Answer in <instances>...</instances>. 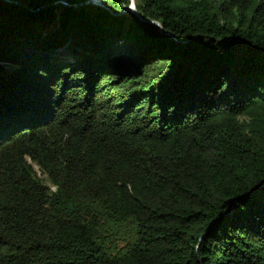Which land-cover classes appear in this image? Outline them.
Segmentation results:
<instances>
[{
	"label": "trees",
	"instance_id": "trees-1",
	"mask_svg": "<svg viewBox=\"0 0 264 264\" xmlns=\"http://www.w3.org/2000/svg\"><path fill=\"white\" fill-rule=\"evenodd\" d=\"M10 1L0 264H264V0Z\"/></svg>",
	"mask_w": 264,
	"mask_h": 264
},
{
	"label": "water",
	"instance_id": "water-1",
	"mask_svg": "<svg viewBox=\"0 0 264 264\" xmlns=\"http://www.w3.org/2000/svg\"><path fill=\"white\" fill-rule=\"evenodd\" d=\"M7 2H11L10 0H5ZM62 2V1H60ZM63 4H65L66 6H71L70 4L66 3L65 1L62 2ZM98 5V6H101L105 9H107V7L102 3L101 0H88L87 2L84 3V5ZM133 13L135 14L141 21L143 22H147V23H151L155 26H157L158 28L162 29V26L158 23V22H154V21H145L142 16L139 14V12L136 10V6H135V1L134 0H131V4L130 6L126 7L123 11H122V14L123 13ZM166 36L170 37V38H174L171 34L169 33H165Z\"/></svg>",
	"mask_w": 264,
	"mask_h": 264
},
{
	"label": "rangeland",
	"instance_id": "rangeland-1",
	"mask_svg": "<svg viewBox=\"0 0 264 264\" xmlns=\"http://www.w3.org/2000/svg\"><path fill=\"white\" fill-rule=\"evenodd\" d=\"M50 28H52V27H50ZM50 28L46 29L44 32L48 33ZM37 174H38L39 180L41 181V183L43 185L49 186L52 191H55V188L51 186V183L49 182L47 175L42 174L39 170H37ZM106 234L108 235V233H106ZM122 235H124V234H122ZM103 239L105 241H107V247L110 246L109 249H110L111 252H119L125 247V243L122 240H113V243L110 245L108 237L104 236Z\"/></svg>",
	"mask_w": 264,
	"mask_h": 264
}]
</instances>
